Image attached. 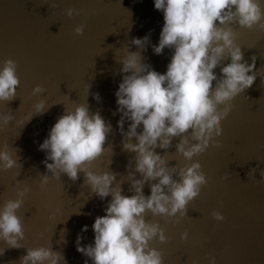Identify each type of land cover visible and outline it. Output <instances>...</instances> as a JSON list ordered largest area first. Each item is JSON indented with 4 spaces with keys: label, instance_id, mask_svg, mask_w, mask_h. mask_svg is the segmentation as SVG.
Returning a JSON list of instances; mask_svg holds the SVG:
<instances>
[{
    "label": "water",
    "instance_id": "1",
    "mask_svg": "<svg viewBox=\"0 0 264 264\" xmlns=\"http://www.w3.org/2000/svg\"><path fill=\"white\" fill-rule=\"evenodd\" d=\"M259 2L264 9V0ZM68 8L79 14L67 17ZM80 24L85 25L84 33L76 36L74 28ZM162 27L163 15L154 10L153 0H0V67L4 60L15 61L20 80L16 97L0 103V117L13 118L6 126L0 122V151H7L17 161L10 170L0 168V207L15 200L18 191L29 189L16 212L24 239L18 241V249H9L0 241V251L5 249L0 264H19L26 249L38 247L61 253V264H85L86 260L92 264L76 251L77 236L80 246L92 244L91 226L96 217L105 214L111 196L99 199L85 183L83 172H78L75 181L66 174L53 178L43 163L45 153L38 148L65 110L88 106L89 114L99 113L111 131L103 154L87 165V171L115 174L110 187H120L123 196L133 195L129 175L141 177L134 172L135 153L123 150L122 141H129L117 128L121 114L116 111L114 93L122 75H127L120 72L118 61L129 52H138L142 63L164 74L172 50L165 48L160 55L152 51ZM230 27L234 43L243 53L242 62L251 65L252 57L256 58L257 78L231 102L216 141L220 148L209 147L192 161L176 153L179 137L172 139L168 149H155L177 171L198 162L207 178L183 218L179 213L173 218L144 214L147 223L164 229L165 243L149 242L150 248L162 253L163 264H208L210 257H215L216 264H264V184L258 183L264 169V32L235 23ZM146 35L149 40L143 50L131 43ZM228 63L230 60L222 61L220 67ZM220 67L213 70L218 78ZM36 85L45 89L43 94L32 95ZM96 94L99 101L94 99ZM40 101L47 110L34 114V105ZM129 126L130 121L125 120L123 131ZM141 131L138 127L137 132ZM130 142L135 144V138ZM254 168L253 178L250 171ZM44 175L49 180L41 186ZM224 176L228 178L222 179ZM142 192L150 195L148 182ZM213 211L224 217L223 222L212 219ZM85 225L88 230L81 232ZM185 231L188 239L181 241Z\"/></svg>",
    "mask_w": 264,
    "mask_h": 264
},
{
    "label": "clouds",
    "instance_id": "2",
    "mask_svg": "<svg viewBox=\"0 0 264 264\" xmlns=\"http://www.w3.org/2000/svg\"><path fill=\"white\" fill-rule=\"evenodd\" d=\"M153 4L154 10L163 15V27L152 51L160 55L165 48L172 50L166 72L160 74L152 70L151 65L142 63L140 53L129 52L118 61L122 65L120 72L127 75H122L114 93L116 111L121 114L117 128L129 141H122V147L124 151L135 153L134 172L141 177L135 179L129 175L130 191L134 194L126 197L120 187H110L116 178L113 173L96 175L87 171V165L103 154L106 136L111 131V126L105 124L99 113L89 114L88 106L65 110L38 148L45 153L43 163L53 178L66 174L75 181L78 172H83L92 193L101 200L111 196L105 214L96 217L91 226L92 244L80 246L81 237L77 236L76 251L92 264H163L162 253L150 248L149 242L165 243L164 229L156 223H147L144 214L173 218L179 213L183 218L187 205L200 196L207 178L198 162L177 171L175 166L168 167L155 149H168L172 139L179 137L176 153L185 161H192L209 147L220 148L216 141L222 135L221 121L229 115L231 102L257 78L256 58L252 57L251 65L242 62L243 53L234 43L235 34L230 25L235 23L249 30L256 27L264 32V9L259 0H153ZM78 14L72 8L64 12L69 18ZM84 29L85 25L80 24L74 28V34L81 36ZM148 40L146 35L133 38L131 43L143 50ZM225 60L230 63L220 67ZM217 67H220L219 78L213 71ZM19 84L16 62L4 60L0 67V103L13 100ZM44 91L41 85H36L32 95H41ZM94 99L99 101V94ZM34 109V114L47 110L43 101L35 104ZM12 119L5 115L0 117V122L6 126ZM125 120L130 121L126 132L123 131ZM138 127H142L139 133ZM133 138L135 144L130 142ZM16 165L17 161L7 151H0V168L7 171ZM255 172V168L250 171L253 178ZM259 175L258 183L264 184V169ZM48 180V175L42 176L41 186ZM146 182L150 187L147 197L142 192ZM28 191L23 188L17 192L15 200H7L0 207V241L9 249L20 248L18 241L24 239L21 219L16 212ZM211 216L216 222L224 220L217 211ZM87 230L85 225L81 232ZM187 239L185 231L180 240ZM4 251H0V255ZM61 261V253L38 247L26 249L19 264H61ZM208 264H216L215 257H210Z\"/></svg>",
    "mask_w": 264,
    "mask_h": 264
}]
</instances>
